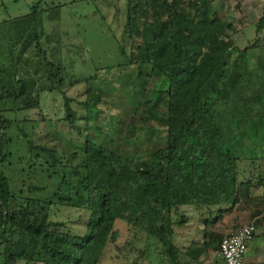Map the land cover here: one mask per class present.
<instances>
[{
  "label": "trees",
  "instance_id": "1",
  "mask_svg": "<svg viewBox=\"0 0 264 264\" xmlns=\"http://www.w3.org/2000/svg\"><path fill=\"white\" fill-rule=\"evenodd\" d=\"M127 7L119 44L124 59L102 68L117 69L123 85L108 89L129 95L133 116L107 132L97 112L104 89L90 86L81 112L65 97L63 121L78 139L54 147L38 142L37 121L8 117L40 108L44 92L65 94L67 70L42 47L43 13L0 30V40L13 42L0 63V264H99L119 237V220L146 234L158 264H204L218 246L213 227L261 186L263 207L254 224L264 223V154L247 153L242 144L264 139V73L258 72L257 94L234 101L254 81L246 68L233 70L241 52L235 24L224 21L213 0H128ZM33 47L41 56L24 60ZM256 48L260 42L244 52ZM138 127L151 143L144 159L127 147ZM61 207L79 212L82 229L72 216L53 220ZM191 207L206 214L189 237L179 230L190 226ZM183 236L191 240L187 247L178 244ZM144 253L148 259L150 248Z\"/></svg>",
  "mask_w": 264,
  "mask_h": 264
},
{
  "label": "rangeland",
  "instance_id": "2",
  "mask_svg": "<svg viewBox=\"0 0 264 264\" xmlns=\"http://www.w3.org/2000/svg\"><path fill=\"white\" fill-rule=\"evenodd\" d=\"M213 1L215 8L223 15L224 21L235 24L232 36L241 52H236L233 56V70L246 68L247 72L254 75V81L249 84L250 89L237 93L234 101L241 97L249 98L262 88V80L258 72L264 73V27L260 24L264 18V0ZM127 6L128 0H0V30L14 19L35 10L43 13L47 32L42 47L50 60L67 70L68 83L64 90L65 94L58 91L44 92L41 94L40 108L20 112L17 115L8 114L9 118L17 116L19 119L29 118L37 121L34 130L39 136V143H47L54 147L61 143L60 140L78 139L76 131L63 121L66 112L65 97L72 100L71 105L76 111L81 112L84 109L82 102L86 100L87 88L90 86L96 91L100 88L104 89V100L97 106V112L99 122L107 132L113 134L111 124H117L119 120L122 122L120 125L122 128L130 121L134 111L127 100L129 95L121 90L118 93L108 89L113 85L116 87L123 85V81H118L115 75L117 69L109 72L102 68L114 66L124 59L119 44L127 21ZM255 42H260V48L244 52ZM8 46L13 47L10 39L0 40V63L7 61L5 52ZM38 50L33 47L24 60H38L41 56ZM95 73L98 78L88 82L86 79ZM257 117L258 112H254L252 119ZM27 130L32 132L31 126ZM162 135L165 133L163 132ZM145 136L146 131L138 127L135 143L127 145L142 159L148 157L151 147ZM157 138L155 135L154 141ZM242 144L247 153L255 149L257 154H264L263 138L254 140L247 137ZM21 149L20 153L23 155L26 149L23 146ZM262 195L263 187L258 189L254 187L252 200L243 201L231 212L226 213L227 215L225 214V222L213 227L216 229L212 239L218 246L213 247L210 253L203 257L204 264H214L222 259L219 244L231 233L230 228L256 223L260 219L261 216L255 215L254 212L262 210ZM59 209L53 214L54 221H65L71 216L75 221L79 215L75 209L65 207ZM187 212L191 218L190 226L179 230L185 236L195 227L194 219L198 213L193 207L187 208ZM75 224L81 229L85 225L84 220H76ZM115 229L119 237L108 243L99 264H158V251L154 246L149 245L145 233L120 220L116 222ZM185 236L179 238L178 244L182 247H187L191 243V240ZM147 248H150L148 259L144 257ZM252 252L253 250L250 253Z\"/></svg>",
  "mask_w": 264,
  "mask_h": 264
},
{
  "label": "built area",
  "instance_id": "3",
  "mask_svg": "<svg viewBox=\"0 0 264 264\" xmlns=\"http://www.w3.org/2000/svg\"><path fill=\"white\" fill-rule=\"evenodd\" d=\"M256 230L254 222L248 223L222 240L220 255L226 264H245L249 245L255 237Z\"/></svg>",
  "mask_w": 264,
  "mask_h": 264
},
{
  "label": "crops",
  "instance_id": "4",
  "mask_svg": "<svg viewBox=\"0 0 264 264\" xmlns=\"http://www.w3.org/2000/svg\"><path fill=\"white\" fill-rule=\"evenodd\" d=\"M197 212L198 213L196 214V219H194L195 224L201 216H205V214H206L205 211L200 212L197 210ZM226 215H224L223 219L216 226H219V224L222 223L223 221L225 222V216ZM216 226H214V227H216ZM240 228L241 227L236 228L235 226L230 228L229 231H231V233L229 235L237 232ZM256 228H257L256 234H255L254 239L252 240V242L249 245L248 253L246 255L245 264H264V261H263V259H264V223L258 224L256 226ZM215 229L212 230L213 234L215 232L214 231ZM187 235L190 237L191 233H189ZM251 250H253L252 254L250 253Z\"/></svg>",
  "mask_w": 264,
  "mask_h": 264
}]
</instances>
